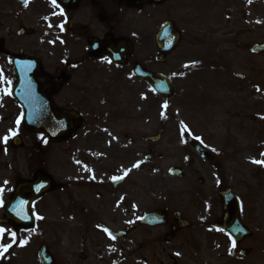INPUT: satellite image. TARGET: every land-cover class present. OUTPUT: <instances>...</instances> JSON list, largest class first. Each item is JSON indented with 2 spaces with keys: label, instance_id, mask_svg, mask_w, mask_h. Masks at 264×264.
<instances>
[{
  "label": "flooded vegetation",
  "instance_id": "af4514ba",
  "mask_svg": "<svg viewBox=\"0 0 264 264\" xmlns=\"http://www.w3.org/2000/svg\"><path fill=\"white\" fill-rule=\"evenodd\" d=\"M8 1L15 6V15L24 14L26 26L20 25L16 31L24 43L10 50L0 37V61L4 54L10 67L13 61L24 65L52 105L58 111L74 113L80 124L73 136L62 141L45 143L36 133L40 155L23 160L34 162L36 170L47 174L53 185L39 202L46 219L52 208L56 217L51 215L53 221L44 219L43 224L58 226L66 238L77 239L83 260L88 259L85 245L100 249L111 242L113 247L120 243L119 251L125 252V256L110 257L111 262L128 257L131 264H162L165 253L176 254L180 246L196 244L202 237L191 233L204 230L203 237L212 244L209 250L221 257L220 263L264 264V165L251 162L264 159L260 155L264 137L248 138L245 146L239 139L161 144L169 130L168 107L162 108L167 102L133 73L139 63L166 75L163 67L175 51L165 63L160 62L155 33L146 32L143 23L148 20L147 29L149 23L157 26L159 8H168L171 2L231 0H165L160 4L149 0H56L55 5L51 0ZM61 24L63 30L56 27ZM115 47L121 51L116 57ZM106 56L111 63L103 59ZM205 62L176 67L175 75H169L182 82L176 103L182 111L190 105L193 81L201 84L199 92H208L206 99L199 93L203 109L214 105L209 89L224 86L226 73L213 80L198 76ZM234 77L241 85L255 86L240 74ZM153 117L158 119L157 141ZM180 119L187 129L189 120L183 115ZM71 120L72 124L76 121ZM181 122L180 131L186 138ZM49 161L57 165L52 175L47 172ZM137 163L139 167L134 168ZM230 170L231 181L226 183ZM31 175L11 178L10 200L18 185L34 179V173ZM113 176L123 179L114 182ZM229 190L238 200V219L249 232L241 239L216 227L224 217L221 193ZM114 233L123 236H112ZM185 233L191 236H181ZM215 240L220 245H213ZM168 256L175 260L173 254Z\"/></svg>",
  "mask_w": 264,
  "mask_h": 264
},
{
  "label": "rangeland",
  "instance_id": "374dc122",
  "mask_svg": "<svg viewBox=\"0 0 264 264\" xmlns=\"http://www.w3.org/2000/svg\"><path fill=\"white\" fill-rule=\"evenodd\" d=\"M168 8H159L158 19L159 24L167 19H171L177 29L181 32L182 42L168 61V64L163 67L166 74H175L176 67L182 69L188 66L191 62L209 60L210 62L198 74V76L206 75L210 79L224 75L226 67L228 76L225 77L223 87L213 86L209 90L211 92L214 105H210L209 109L202 106L201 95L198 91L193 90V95L190 96V105L183 111L178 108L176 102L179 95L180 80L174 81L178 92L175 97L168 102V126L169 130L166 133L164 142H169L170 146L184 145V137L179 130V123L182 115L186 117L189 128L192 134L197 135L202 143L238 140V143L245 146L248 138L264 137V54H251L249 46L255 43H264V0H231L210 2V3H188L176 4L171 2L167 5ZM169 10V11H168ZM16 9L8 0L0 2V37L5 40L7 49H14L16 45L24 43V39H19L16 36V31L20 25H25L24 14L15 15ZM227 14V15H226ZM18 16V17H17ZM148 20H144V30L157 31L156 25L149 23L150 28L147 29ZM0 61V138L8 135L9 130H14L20 133L23 140V148H12L10 139L6 144L0 143V218L3 217V205L8 200L10 191V183L12 177L18 176L30 177L31 172L36 170V164L24 159L38 158L40 154L33 153L32 149L36 143V134L24 132L22 122L17 125L16 120L20 118L21 111L17 106L16 101L10 97V85L14 83L12 69L9 64V58L4 54L1 55ZM217 64H213V63ZM220 63H223L222 65ZM217 65L213 69V65ZM210 69V70H209ZM181 71V70H180ZM235 73L243 75L244 79L254 82L253 85H241L233 76ZM196 80L199 78L195 76ZM199 80V79H198ZM234 83L232 86L230 83ZM195 84L197 82H194ZM218 83L214 81V84ZM257 88L260 91H257ZM7 90V92H5ZM208 92L203 91L202 96L206 99ZM200 95V96H199ZM158 119L153 117L152 127L154 133L158 130ZM258 142L257 139H254ZM254 146L252 141H249ZM258 144V143H257ZM48 153L51 152V148ZM47 150L45 153H47ZM53 153V152H52ZM47 167L48 174L52 175L57 169L54 163L49 161ZM245 167V166H244ZM231 170L226 175L227 181H231ZM8 183L5 184L4 182ZM33 212L36 216L42 217L37 219L33 229L35 232L27 230L26 232L19 231L17 236L20 242L17 246H13L10 255L5 253L0 256V264H40L37 261V249L41 243H45L50 250L54 264H131L130 258L118 257L116 261L111 262L110 257L125 256V252L119 251V244L111 242L104 243L100 249L85 245L84 252L88 259H80L79 254L83 248L77 239H69L64 236L58 226L43 224L46 215L40 212V202L37 201L33 205ZM56 217L55 209L50 210L47 215L49 222ZM0 227L9 229L8 225L0 224ZM207 232L201 230L199 234L192 232L194 237H202L196 244L189 246H180L179 255L172 253L175 260H171L168 254L165 253V258H162V264H223L218 261L221 257L217 253L209 250L211 242L203 237ZM213 234V233H212ZM7 235V234H6ZM0 238V242H11V238ZM191 236L190 234H181V236ZM73 238L74 235H72ZM251 243V241H250ZM214 244L220 242L215 240ZM247 246H251L247 242ZM115 249V250H114ZM224 248L217 249L221 251ZM114 251V253H110ZM104 256V260H99L97 257ZM107 255V256H105ZM158 264V263H157Z\"/></svg>",
  "mask_w": 264,
  "mask_h": 264
},
{
  "label": "water",
  "instance_id": "95a60500",
  "mask_svg": "<svg viewBox=\"0 0 264 264\" xmlns=\"http://www.w3.org/2000/svg\"><path fill=\"white\" fill-rule=\"evenodd\" d=\"M154 2H161L163 0H152ZM158 34L155 37L157 43V49L162 56L164 61L165 55L169 51L177 46L179 43V32L173 26L171 21H168L160 26ZM252 53H264V44L255 43L250 46ZM113 53L121 55V51L118 48H114ZM16 83L11 87V95L18 101L20 107H22V122L26 130L30 132L42 133L48 141L65 140L67 137L72 136L75 132L76 126L78 125V119L72 112H59L56 110L50 100L46 98V95L38 88V83L33 80L25 78L24 68L15 67ZM135 73L140 75L145 81L152 86V88L158 93L166 97L167 100L173 95V84L170 83L169 79L147 71L145 68L139 65L136 68ZM163 84V87H157V85ZM44 100V102H43ZM38 107V109H37ZM71 118L76 121L72 124ZM157 139V137H156ZM155 139V140H156ZM195 140L192 137H188L187 144H195ZM11 144L13 147H22L20 135L12 137ZM39 148H35V151H39ZM37 184H43V188L39 192L35 191ZM17 196H21L26 199L29 203L20 206V203L11 202L5 205V217L10 221L11 227L16 228V225L23 224L27 225L29 221L32 222L33 218L30 216L29 205L33 200L39 197L40 194L47 191L51 185L47 176L37 173L36 178L32 182H25L20 185ZM223 209L225 210V216L223 218L222 227L227 230L237 232V227L240 226L238 219V208L236 205V198L231 193H223ZM13 205V206H12ZM15 212L16 216L12 213ZM40 259L44 264H49L50 256L47 253L45 247H41L39 252Z\"/></svg>",
  "mask_w": 264,
  "mask_h": 264
},
{
  "label": "snow or ice",
  "instance_id": "6c2138e0",
  "mask_svg": "<svg viewBox=\"0 0 264 264\" xmlns=\"http://www.w3.org/2000/svg\"><path fill=\"white\" fill-rule=\"evenodd\" d=\"M51 2L54 5L56 4V0H51ZM25 3H27V0H25ZM56 6L58 7V5H56ZM45 19H47V18H45ZM49 27H52V25L50 24ZM56 27H59L61 30H63V24L57 25ZM49 42L51 43L52 41H49ZM111 55H112V53H109V56H111ZM103 59L106 62L111 63V60L109 59L108 56L103 57ZM185 67H187V65ZM157 87H163V84L157 85ZM257 91H260V89L257 88ZM5 92H7V90H5ZM167 107H168V105L166 103L164 105H162V108H167ZM161 115L163 116L164 113L162 112ZM261 119H264V117H261ZM20 123H21L20 118H17L16 124L19 125ZM181 127H182V130L187 131V129L183 125V122H181ZM16 134L17 133L14 130H9L8 135H5L2 138H0V143L6 144L8 142V140L10 139V137L15 136ZM41 139H43V138L41 137ZM196 139H200V138L196 137ZM44 142L46 143L47 141H44ZM213 151H215V149H213ZM260 155H261V157H264V152L260 153ZM251 162L254 163V164L264 165V159H261V160L254 159ZM133 167L134 168L135 167H139V164L138 163L134 164ZM128 171H130V169L124 171V175L125 176L128 174ZM111 179L115 182V181L123 179V176H113ZM4 183L7 184L8 182L5 181ZM43 187H44L43 184H37L36 187H35V191L39 192L41 190V188H43ZM2 191H3V189L0 188V192H2ZM27 203H29V202L26 201V200H21L20 201V206L22 207L23 205H25ZM32 215L36 216L35 212H33ZM36 218L37 219H42V217H39V216H36ZM236 230H239V229H236ZM105 231H107V229H105ZM6 234H10L11 242H8V243L0 242V256H3L5 253H8L9 250L13 247V244L18 242L17 241V234L15 232H11L10 229H5L4 227H0V238L5 237ZM19 242L21 244L23 243V241H19ZM232 247H235V241L232 242ZM176 255H179V253H176Z\"/></svg>",
  "mask_w": 264,
  "mask_h": 264
}]
</instances>
